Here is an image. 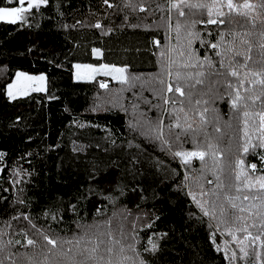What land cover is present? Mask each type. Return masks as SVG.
Returning <instances> with one entry per match:
<instances>
[{"label": "trees", "instance_id": "1", "mask_svg": "<svg viewBox=\"0 0 264 264\" xmlns=\"http://www.w3.org/2000/svg\"><path fill=\"white\" fill-rule=\"evenodd\" d=\"M114 3L123 7V0H114ZM0 6L8 5L0 0ZM152 9H155L154 3L147 12L125 8L115 14L117 9L102 6L101 0H49V6H41L25 24L0 22V151L5 153L0 168L7 169L0 173V196L8 197L9 201L15 198L12 172L23 168V178L31 181L27 196L33 199V214L51 204L71 202L77 206L80 216L68 212L67 223L59 228L53 225L56 231L50 234L54 237H71L79 220L98 224L102 230L110 228L117 239L123 230L129 237L125 243L136 236L137 251L150 264H191L193 259L196 264H227L223 253L216 252L209 239L208 225L211 223L215 228V221L203 217L186 195L188 187L199 191L194 180L200 175L201 162L193 160L192 167L185 169L178 159L161 150L159 142L142 134L145 120L159 118L165 123H175L174 118L171 121L168 118L172 105H165L153 94V89L161 87L156 77L169 56L173 60L178 58L176 35L169 33L161 21L162 16L166 20L167 11L153 12ZM125 16L129 17L127 21ZM262 19L257 17L253 29L248 17L233 13L234 22L221 27L252 31L249 39L255 45L260 40V30L264 29ZM77 21L82 23L75 28L63 27ZM97 22L102 23L105 31H111L104 34L90 27ZM129 24L141 26L134 28ZM172 24L175 25V18ZM209 27L213 28L211 39L215 41L218 33L214 26ZM197 29L208 38L203 25H197ZM157 40L159 45L155 44ZM193 47L200 48L199 42ZM92 48L98 54H93ZM169 48L173 51L169 52ZM200 51L203 55L204 50ZM162 52L166 53L164 57ZM209 54L215 59L210 49ZM252 55L254 60L258 59V49L254 48ZM73 62L120 65L123 76L112 79L94 74L88 79H76L72 74ZM16 70L43 73V91L32 90L15 99L9 98L5 87ZM133 77L139 79L130 87ZM102 80L107 87H100ZM165 80L167 83L166 76ZM162 95L172 94L165 89ZM175 95L176 107H180L179 100L185 98ZM215 107L221 116L222 146L227 147L228 138L237 135L243 125L230 119L227 102L217 101ZM193 119L194 126L198 125L199 116ZM227 122L232 128L226 127ZM207 130L219 135L214 132L213 124H208ZM183 148L194 149L190 138ZM235 158L231 157L233 161ZM245 159L246 165L256 163L258 168H264L258 156L248 155ZM29 171L31 176L26 174ZM186 173L191 177L187 182ZM204 175L205 179H212L210 173ZM213 186L205 184V188ZM3 188L10 190L3 192ZM190 211L194 213L191 218ZM157 215L160 219L155 221L154 229L146 230V222L155 220ZM153 232L157 234L154 239L160 233L168 235L159 240V251L144 253L143 248L149 246L147 238ZM230 239L226 234L217 235L221 246ZM228 247L230 255L235 246Z\"/></svg>", "mask_w": 264, "mask_h": 264}, {"label": "snow or ice", "instance_id": "2", "mask_svg": "<svg viewBox=\"0 0 264 264\" xmlns=\"http://www.w3.org/2000/svg\"><path fill=\"white\" fill-rule=\"evenodd\" d=\"M4 3L8 6H0V22L12 25L27 23L41 6H49V0H4ZM153 3V12L167 11L166 20L162 16L161 21L167 25L169 33L175 32L176 35L178 58L173 60L169 56L167 64L162 65L156 77L161 87L153 89V94L159 96L165 105H172L168 118L170 121L174 118L175 123H165L159 118L156 121L145 120L141 126L142 134L159 142L161 150L168 152L173 159H178L185 169L192 167L193 160L201 162L200 175L194 180L195 188L199 191L185 183V187H188L186 195L203 217L215 221V228L211 223L208 225L209 239L215 245V251L223 253L227 264H239L240 261L244 264H264V168H258L256 163L246 165L245 159L248 155L258 156L264 165V151H259L264 150V29L259 32L258 44L254 45L249 39L253 35L252 31L241 32L231 27H221L230 26L235 13L248 17L255 29L257 17L264 18V0H257L256 3L244 0L236 4L233 0H123V7L114 3V0H101L102 6L117 9L115 14L125 8L133 12L137 9L147 12ZM252 12L256 15L251 16ZM128 19L125 16V20ZM81 23L77 21L74 25L65 24L63 27L75 28ZM261 23H264V19ZM197 25L204 26L208 38L202 35ZM128 26L138 28L141 25ZM209 26H214L218 33L215 41L211 39L213 28ZM90 27L104 34L111 31H105L100 22ZM195 42H199L200 48L193 47ZM155 44L159 45L160 42L157 40ZM254 48L258 49V59L255 60L252 55ZM201 49L204 50L203 55ZM209 49L215 59L209 54ZM171 51L173 48H169ZM165 55L161 53V57ZM75 67L80 68L81 65ZM23 75L16 73L17 78ZM165 76L168 78L167 83ZM25 79L43 81L45 77L26 76ZM138 79L131 78L130 87H134ZM13 87L14 84L7 85V94L15 99ZM100 87L105 88L107 85L101 83ZM165 89L172 95H162ZM34 90L43 91L41 88ZM177 93L179 97L185 98L179 100L180 107H176ZM217 101L227 102L230 119L243 125L237 135L228 138L227 147L222 146L224 133L220 127L219 109L215 107ZM164 111L167 112V109ZM197 115L199 124L194 126L193 118ZM208 124H213L214 132L219 135L209 133ZM226 127L232 128V124L227 122ZM253 137L256 142H253ZM189 138L194 145L191 151L183 148ZM232 156L236 157L234 161ZM4 158L5 153L0 151V161ZM5 171L7 169L0 168V173ZM206 172L211 174L212 179H205ZM24 174L23 168L12 172L11 185L16 188L13 200L0 196V264H150L137 251L138 238L133 236L130 242L125 243L129 237L123 230L117 239L110 228L102 230L98 224L81 223L78 220L71 237L51 235L56 231L53 225L59 228L67 223L65 217L68 212L80 216L77 206L71 202L67 205L51 204L33 214V199L27 196L31 181L24 179ZM26 174L32 175L30 171ZM190 179L186 173L185 182ZM205 184L214 186L205 188ZM2 190L8 192L10 189ZM6 204L7 208L4 207ZM193 215L190 211L189 217ZM159 219L157 215L155 220L146 222V230H153L155 221ZM218 234H226L231 239L225 240L221 246L217 243ZM156 235L153 232V236L147 238L149 246L143 248L144 253L159 251V240L165 239L168 234L160 233L158 239H154ZM229 244L235 246L230 255ZM29 249L32 251L29 252ZM128 252L133 255H128ZM196 257L199 258V253H196ZM191 264H196V259Z\"/></svg>", "mask_w": 264, "mask_h": 264}, {"label": "rangeland", "instance_id": "3", "mask_svg": "<svg viewBox=\"0 0 264 264\" xmlns=\"http://www.w3.org/2000/svg\"><path fill=\"white\" fill-rule=\"evenodd\" d=\"M94 48H92V53L93 54H98V50L97 51H93ZM76 65H81L80 68H76ZM101 65H108L109 67L107 68H102ZM74 66V71L77 75H79L80 77H77V75H75L74 78H80V79H87V78H91L94 74H102V75H106L112 79H121L123 76V71H115L113 69H123L122 66L120 65H115V64H110V63H82V62H76L73 63ZM23 73V76H20L19 78H17L16 73ZM43 75V73H28L25 71H21V70H16L11 78V80L6 84L5 87V92L6 94L8 93V89H7V85L8 84H14V87L12 89V92L14 94V96L17 95H22L26 92L32 91L35 88H44V80L40 81V80H26L25 77L26 76H32V77H39ZM100 83H104V81H100ZM8 96V94H7ZM9 97V96H8ZM10 98V97H9Z\"/></svg>", "mask_w": 264, "mask_h": 264}, {"label": "crops", "instance_id": "4", "mask_svg": "<svg viewBox=\"0 0 264 264\" xmlns=\"http://www.w3.org/2000/svg\"><path fill=\"white\" fill-rule=\"evenodd\" d=\"M73 63H76V62H73ZM73 63H72V74L73 76L75 77V75H77L74 71V66H73ZM77 77H80L79 75H77ZM76 79H80V78H76ZM88 79V78H87Z\"/></svg>", "mask_w": 264, "mask_h": 264}]
</instances>
